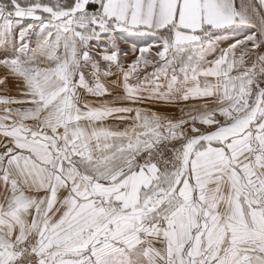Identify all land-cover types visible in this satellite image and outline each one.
Returning <instances> with one entry per match:
<instances>
[{"label":"snow or ice","instance_id":"1","mask_svg":"<svg viewBox=\"0 0 264 264\" xmlns=\"http://www.w3.org/2000/svg\"><path fill=\"white\" fill-rule=\"evenodd\" d=\"M0 264H264V0H0Z\"/></svg>","mask_w":264,"mask_h":264}]
</instances>
